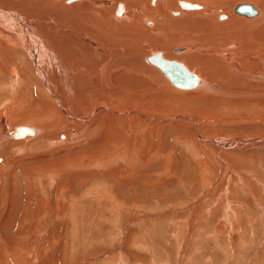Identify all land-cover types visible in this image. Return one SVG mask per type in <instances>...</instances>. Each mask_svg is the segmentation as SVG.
<instances>
[{
  "label": "bare ground",
  "instance_id": "bare-ground-1",
  "mask_svg": "<svg viewBox=\"0 0 264 264\" xmlns=\"http://www.w3.org/2000/svg\"><path fill=\"white\" fill-rule=\"evenodd\" d=\"M196 1L0 0V211L9 185L11 195L17 197L9 196V211L15 208L40 220L33 227L37 241L28 239L27 218L19 222L18 234L3 233L0 228V264H56L52 259L60 260L54 250L61 218L72 225L76 242L84 239L78 245L89 247L91 229L78 236L81 224L86 230L91 227L84 218L85 202L92 198L90 203L106 200L112 207L118 205L111 191L100 184L95 188L84 184L69 195V201L66 196L89 163L101 167V176L110 161L124 160L131 175L141 165H151L145 157L135 163L141 151L133 150L137 142L126 138L130 137L128 127L140 130V123L151 124L159 117L153 100L164 101L171 113L185 107L193 111L184 110L173 120L187 123L196 137L185 143L199 162L201 181L209 184L206 195L194 205L200 207L202 199L217 191L214 184L229 179L235 187L232 196H217L224 200L222 226L228 234L243 231V215L252 227L259 220L263 232L264 201L256 186L260 181H254L251 172L257 167L264 170V137L209 138L201 124L214 126L216 114L226 125L264 116V0H251L256 5L247 0ZM240 7L252 11L243 12ZM181 74L191 80L188 86L177 83L176 76ZM204 100L205 105L212 101L222 105L209 107L201 116L191 101ZM240 111L249 116L228 118ZM91 153L100 155L96 163L89 161ZM208 155L211 158L205 162L203 156ZM159 171L173 169L167 165ZM217 173L220 177L212 183ZM19 201L25 202L24 211ZM208 208H204L207 217ZM196 215L186 217L189 229ZM8 236L17 238L11 242ZM29 243L38 245L30 248Z\"/></svg>",
  "mask_w": 264,
  "mask_h": 264
},
{
  "label": "rangeland",
  "instance_id": "rangeland-1",
  "mask_svg": "<svg viewBox=\"0 0 264 264\" xmlns=\"http://www.w3.org/2000/svg\"><path fill=\"white\" fill-rule=\"evenodd\" d=\"M200 1L206 3L211 0H198V2ZM235 1L237 2L240 0ZM247 1L250 2L251 0ZM195 2L197 1L195 0ZM252 3L256 5L255 2ZM180 9H182L181 6ZM175 54L179 55L178 52ZM183 92L190 93L193 92V90H183ZM206 101L207 100L203 102L191 101L192 104H196L199 108L202 114L201 116L206 115V111H208L209 107L213 110L214 108H220V105H222L220 102L216 103V101H212V105L206 103L207 106L205 105ZM153 104L156 109L155 115L159 117L155 118L151 124L140 123V130L134 131L133 128L128 127L127 131L130 133V137L126 138V141L134 140L137 142L138 148L131 145L133 150L137 149L141 151L139 153L141 157L136 160L135 163L145 157L151 161V165H139L140 168L131 175L127 168L129 165L127 162H123L124 160L110 161L107 164L109 165L107 173L101 176L103 172L101 167H94V165L89 163L86 168L89 170H84L77 175L76 181L72 186V191L66 196V200L69 201V195L76 193L84 184H86V187L92 186V188L98 187L100 184L99 187L107 189L108 192L111 191L110 195L114 197H112L115 199L114 203L118 206L112 207V202H107L106 200L101 204L95 200H92L90 203L89 200L92 198L85 202L87 205L84 206L86 214L84 218L90 221L91 227H88L86 230L79 221L81 225L79 224L80 231L78 236L80 237L82 232L84 234L85 231L88 233V231L91 230L89 247H87V245L84 249L80 246L84 239L82 238L81 240L79 238L80 240L76 242V239L72 235V225L62 218L57 220L61 226V231H59V233L56 232L55 235L56 239L59 238L58 240L60 243H58L62 247L56 243L54 252H56L60 260L57 257V260H52L57 261L56 264H80V262H82L81 264H89L90 261H92L90 264H95L98 258L96 264H264V246H262L264 245V230L263 232L259 231V229H263L259 220H257L258 223L256 226L252 227V225H248L247 218L244 216L245 219L242 215V221L246 223L243 224L241 221V225L245 226L244 230L240 232L233 230L231 234H228V230L224 229V226H222L224 221L222 219L224 213V200L219 199L217 196L218 194L232 196L235 187L233 183H228L229 179H222V185L214 184L217 187V191L212 194L210 193L209 197L206 199L199 200L200 204H202L200 207L194 205L199 197L202 198L206 195L209 184H205L208 183L206 181H201L200 171L196 167V164L199 162L197 163V160L194 159V152L192 153L185 143L187 139L196 137L189 133V125L187 123L176 124V120H173V118L179 117L181 113H185L184 110H192L187 107L183 110L177 108V110H171L173 112L171 113L164 101L153 100ZM203 110L205 113H202ZM209 113L207 117H211ZM216 115L215 119L217 123L212 127H205L206 124L204 121H206V119L202 120L204 123L201 124V130L206 137L214 138L223 136L227 139L240 135L249 136L251 138L264 137V116L259 120L241 121L240 125H234L233 123L226 125L222 124L221 120H217L220 119V115ZM237 115L239 116L237 117ZM248 116L249 114L246 111H240L237 113H230L228 118H247ZM215 126L218 127L216 128ZM21 138L26 137H16L15 139ZM260 147L262 146H256V148ZM167 154L170 155V158H167ZM174 156L175 160L172 158ZM99 157V154L91 153L88 159L90 162L96 163ZM210 158L211 155L203 156L205 162H208ZM102 165H104V163ZM167 165H171L173 169L172 172L165 171L163 173L159 171L163 167L165 169ZM252 167L254 169L256 166ZM215 170H217V168L213 171ZM256 171L259 172L260 176H262L261 174L264 176V170L262 168L257 167ZM256 171L251 172V174L254 176V181L258 179L260 181V183H256V186L257 191L259 190L260 192V198L264 201V190L261 188L264 184V178L256 175ZM172 173L173 175H171ZM174 173H176V175H174ZM215 177L216 179L214 180ZM219 177L217 173L216 176L211 177V182H215ZM102 182L108 183V185L102 187ZM212 183L211 185H213ZM24 186L23 183L21 187ZM9 187L8 185L7 192L5 193L7 196L5 199V206L0 211L2 213L0 215V228L2 232L7 233L11 231L18 234L19 222L27 218L29 225L27 232L30 235L28 239L33 237V239L37 241L33 227L39 224L40 220L37 221L34 219V221L31 214L20 212L15 208L12 209V213L9 211L8 204L12 202L11 199H17L16 194L11 195L12 193H10ZM227 187L229 188L228 190H226ZM253 193L259 195L258 192L253 191ZM80 194L82 195V192ZM10 195L12 196L11 199H9ZM40 195L41 194H38V198L41 200ZM23 203L25 204V202ZM23 203L19 201V204L22 206V211H24ZM207 207L210 209V211H207L210 213L209 217L204 213L206 211L204 208ZM100 208L105 211L102 209L101 211ZM135 209L141 211L139 212ZM134 210L136 212H134ZM104 212L105 214H103ZM190 213H194L195 215L198 213L201 217L197 214V220L193 224L194 226L189 229L188 224L185 223H187L186 217L188 219ZM81 214L83 216V211ZM81 214L78 213L79 218ZM183 216L184 218H182ZM114 217L115 219L113 220ZM196 223L197 226H195ZM209 225H211V227ZM220 227L223 231L219 232V235L217 230ZM7 238L11 242H14L17 237L8 236ZM36 245L38 244L29 243L26 246L35 248ZM182 246V250L184 251H182L181 255ZM183 252H185V255ZM96 256L99 257L97 258ZM92 258H94L95 261L94 259L91 260ZM85 259L87 260L85 261Z\"/></svg>",
  "mask_w": 264,
  "mask_h": 264
},
{
  "label": "water",
  "instance_id": "water-1",
  "mask_svg": "<svg viewBox=\"0 0 264 264\" xmlns=\"http://www.w3.org/2000/svg\"><path fill=\"white\" fill-rule=\"evenodd\" d=\"M184 6H186V5H184ZM239 10L243 11V12H246L248 10H250L249 12L252 11L251 8H249V7H240ZM176 74H178V72ZM176 77H177V83L179 85L188 86V84L191 82V80L188 79L187 76H185L184 74H181V76L178 75ZM172 78H174V76Z\"/></svg>",
  "mask_w": 264,
  "mask_h": 264
}]
</instances>
